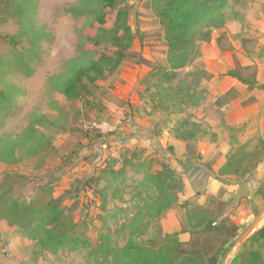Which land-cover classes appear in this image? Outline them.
Instances as JSON below:
<instances>
[{"label":"rangeland","instance_id":"1","mask_svg":"<svg viewBox=\"0 0 264 264\" xmlns=\"http://www.w3.org/2000/svg\"><path fill=\"white\" fill-rule=\"evenodd\" d=\"M125 2L131 10L130 25L140 32L131 50L148 64L125 61L112 76L96 82L91 97L69 102L56 91V81L63 78L70 61L78 57L82 32L92 33L90 20L75 18L68 12L70 8L83 7L82 0L37 1L34 23L43 35L37 41L36 57L28 62L31 73L13 71L4 79V84L20 92L16 107L4 118L0 137H23L24 144L15 155V164L0 162V194L8 193L28 202L40 194L41 185L49 184L53 198L70 190L72 193L63 202V207L71 210L67 229L94 245L98 233L105 228L113 246L120 249L132 240L128 224L150 194L140 186L143 168L137 174L128 170L118 199H112L109 191L104 210L99 195L104 183L89 190L83 185L98 176L109 156H117L124 148L136 150L139 159L132 162L133 166L145 160L154 175L167 166L182 180L183 191L178 194L177 206L158 222L153 221L144 234L133 238L135 241L159 239L158 232L168 234V229L170 234L172 223L179 231L186 220V209L181 204L189 202V207L203 205L211 214L223 209L237 227V236L223 264L254 249H259L264 259V244L252 240L264 226V110L253 124L238 127L227 126L211 113L212 108L205 102V66L201 58V45L209 43L211 36L208 42L197 43L191 63L180 75L179 86L193 90L194 95L187 99L178 93L177 82L168 96L152 84L147 88L143 78L154 67L166 66L163 30L154 12L146 7L147 0ZM263 2L229 0L225 25L233 20L243 23L247 13H253L255 8L263 6L264 10ZM113 20L114 14L109 13L108 27ZM20 32L15 20L0 14V36L16 41L18 49L27 48L30 39L21 37ZM5 46L0 38V53H6ZM105 51L111 54L113 50ZM96 133L109 142L108 147L95 138L88 140L87 135L90 138ZM238 155L245 173L220 175V169L229 161L234 163ZM196 156H200L199 160ZM197 165L201 177L192 176L193 182L187 181L186 175ZM164 222L167 230L162 226ZM178 239L187 241L189 236L183 234ZM88 252L89 248L83 245L53 253L16 227L0 221V264H100L89 258Z\"/></svg>","mask_w":264,"mask_h":264},{"label":"trees","instance_id":"2","mask_svg":"<svg viewBox=\"0 0 264 264\" xmlns=\"http://www.w3.org/2000/svg\"><path fill=\"white\" fill-rule=\"evenodd\" d=\"M37 1L0 0V14L15 20L22 30L21 37L30 39L27 48L18 49L16 41L0 36L4 46H7L6 53H0V129L6 115L16 107L20 92L14 86L4 84V79L13 71L26 75L31 73L28 62L36 57L37 41L43 35V31L37 29L34 23ZM82 2L83 7L70 8L68 12L75 18L90 20L88 27L92 29V33L82 32L78 57L70 61L63 78L57 79L55 87L69 102L91 97L96 82L112 76L125 61L131 60L138 65L148 64L146 59L131 50L140 32L132 29L130 25L131 10L125 0ZM228 3L229 0H147L146 7L154 12L163 30L162 39L167 47L166 66L154 67L143 78L142 83L147 88L152 84L159 92L162 91L168 96L174 91L177 82L178 93L184 94L187 99L194 95L196 92L193 90L179 86L181 72L191 63L197 43L208 42L213 30L224 27V13ZM109 13L114 14L111 27L107 26ZM105 48L113 51L108 54ZM202 75L205 80L208 79L205 72ZM228 75L237 78L234 71ZM239 81L247 84L249 88L257 87L248 80L239 78ZM87 137L89 141L95 138L97 142H103L108 147L109 142L99 133ZM23 144V137H0V162L15 164V155L23 148ZM199 158L200 156H196L195 159ZM107 159L103 162L105 166L98 176L89 178L83 185L84 189L89 190L92 186L104 183L99 190L103 210L109 191L112 199H118L120 186L125 183L128 170L137 174L143 168L140 186L150 193L142 206L137 207L129 222L132 240L122 248L113 246L110 232L105 228L98 233L94 245H90L88 240L84 242L77 238L73 230L69 231L67 222L71 218V210L65 209L63 202L72 191H65L53 198L49 184L39 186L40 194L28 202L12 198L8 193L0 194V221L16 227L22 234L38 241L41 247L53 253L84 245L89 248L88 257L100 264H223L237 236V227L230 222L223 209H217L216 213L211 214L203 205L189 207L190 203L185 202L181 206L186 209V220L180 224L177 233L162 235L158 232L159 239L135 241L133 238L144 234L153 221L158 222L168 210L177 206L178 194L183 191V182L176 178L175 170L167 166L156 175L151 172L152 167L145 160L138 166H133L132 162L139 159L136 150L120 149L117 156H109ZM234 159V163L229 161L220 169V175L245 173L241 162L239 163V155ZM198 168L200 166H193V169ZM74 190L80 194L78 189ZM42 193L48 197H43ZM182 234H187L189 239L179 240L178 236ZM252 240L264 244V226ZM229 264H264V259L259 249H254L235 256Z\"/></svg>","mask_w":264,"mask_h":264},{"label":"crops","instance_id":"3","mask_svg":"<svg viewBox=\"0 0 264 264\" xmlns=\"http://www.w3.org/2000/svg\"><path fill=\"white\" fill-rule=\"evenodd\" d=\"M262 7L255 8L253 13H247L243 23L237 20L228 22L217 31V34L214 32L211 35L209 43L201 45V58L205 73L208 75V79L203 84L206 91V105L212 108L211 113L218 115L229 127L253 124L264 110V10H261ZM232 71L236 73L238 79L228 75ZM248 73L250 74L247 77ZM239 78L248 80L257 87L249 88L247 84L240 82ZM262 118L264 130V113ZM200 174V170L192 169L186 175V180L192 181V176L200 178ZM162 226L165 230L168 229L166 222L162 223ZM170 227L171 233L178 232L177 225L172 223ZM170 231L168 229V234Z\"/></svg>","mask_w":264,"mask_h":264}]
</instances>
